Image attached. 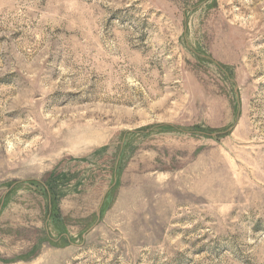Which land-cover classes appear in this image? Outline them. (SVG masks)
Listing matches in <instances>:
<instances>
[{
    "label": "rangeland",
    "instance_id": "374dc122",
    "mask_svg": "<svg viewBox=\"0 0 264 264\" xmlns=\"http://www.w3.org/2000/svg\"><path fill=\"white\" fill-rule=\"evenodd\" d=\"M0 264H264V0H0Z\"/></svg>",
    "mask_w": 264,
    "mask_h": 264
}]
</instances>
